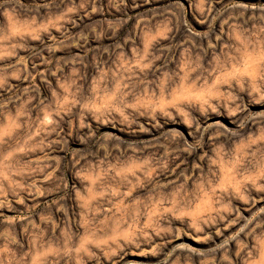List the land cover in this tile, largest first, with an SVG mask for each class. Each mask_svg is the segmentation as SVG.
I'll use <instances>...</instances> for the list:
<instances>
[{"label": "rangeland", "instance_id": "obj_1", "mask_svg": "<svg viewBox=\"0 0 264 264\" xmlns=\"http://www.w3.org/2000/svg\"><path fill=\"white\" fill-rule=\"evenodd\" d=\"M0 264H264V0H0Z\"/></svg>", "mask_w": 264, "mask_h": 264}]
</instances>
